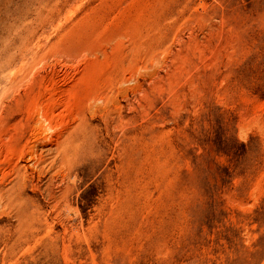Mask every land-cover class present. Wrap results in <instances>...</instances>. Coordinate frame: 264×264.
<instances>
[{
  "label": "rangeland",
  "instance_id": "1",
  "mask_svg": "<svg viewBox=\"0 0 264 264\" xmlns=\"http://www.w3.org/2000/svg\"><path fill=\"white\" fill-rule=\"evenodd\" d=\"M16 19L27 264H264V0H0V52Z\"/></svg>",
  "mask_w": 264,
  "mask_h": 264
},
{
  "label": "bare ground",
  "instance_id": "2",
  "mask_svg": "<svg viewBox=\"0 0 264 264\" xmlns=\"http://www.w3.org/2000/svg\"><path fill=\"white\" fill-rule=\"evenodd\" d=\"M40 8L41 3L37 2L35 10L29 14H33L34 21L39 17ZM22 21L14 20L11 28L12 42L0 52V81L3 78V72L12 65L14 57L18 54L15 48L18 47L17 35L22 32L20 27ZM26 136L27 132L23 129L19 137L20 142H24ZM10 146L12 155L9 159L3 160L0 155V175H3L0 177V209L10 217V219H5L0 213V264L14 258L18 253H21V264H27L26 252L29 246L31 215L27 171L22 164L26 151H22L20 160H16L14 158L16 146L12 143ZM61 158L63 166L69 169L71 163L69 154H63ZM4 163V168H2ZM6 181L9 182L7 185Z\"/></svg>",
  "mask_w": 264,
  "mask_h": 264
}]
</instances>
